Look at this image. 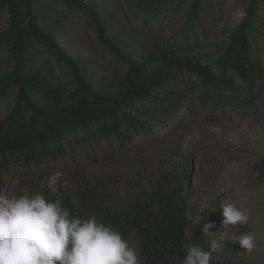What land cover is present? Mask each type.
I'll return each instance as SVG.
<instances>
[{"label":"rangeland","instance_id":"rangeland-1","mask_svg":"<svg viewBox=\"0 0 264 264\" xmlns=\"http://www.w3.org/2000/svg\"><path fill=\"white\" fill-rule=\"evenodd\" d=\"M84 1L98 8L112 28L116 42L137 63L177 49L184 43L192 0H176L171 11L143 20L137 16L131 0ZM249 1L208 0L210 6L189 41L194 54L203 51L212 54L213 59L221 57L233 31L246 15ZM44 5L53 16L49 28L54 31L56 40L80 63L83 74L93 86L121 77L125 68L106 52L84 17L70 15L62 4L46 2ZM5 29L6 20L2 19L0 34ZM252 46L264 75V12ZM36 52L37 67L66 94L74 92L76 86L72 77L56 58L40 47ZM201 61L206 63V60ZM10 66L6 49L1 47L0 76ZM174 76L170 88L184 92L181 105L159 111L153 119L141 117L138 125L145 127L125 129L121 142L116 136L109 139L98 136L95 143L79 148L73 157H69L67 150L68 153L58 159L57 166L52 159L28 169L11 161L0 168V195L12 197L25 192H42L53 199L60 198L63 206L76 215L83 208L93 210L97 203L102 204L101 207H106L107 203L129 207L139 195L155 199L163 187L162 194L168 198L164 201L184 206L186 213L201 216V221L214 222L215 226L209 231L217 234L225 231L223 210L219 205L231 203L249 219L247 224L231 226L228 235L247 233L254 238L255 248L248 253L239 242L228 240L222 251L212 254V259L221 261L234 256L232 264H264V88L252 105L217 103L219 96L203 103L199 100L197 83H191L197 81L195 78L185 72H175ZM256 88L252 89L254 94ZM16 94L14 89L0 93V123L12 110ZM58 170L63 173V180L57 185L58 192L52 194L47 189V180ZM63 181L68 183L67 190L61 187ZM187 186V197H180L179 189ZM204 201L217 211L201 212ZM124 224L120 220L119 228ZM125 239L136 248L142 263L141 238L137 232L129 230ZM201 248L209 250L207 237Z\"/></svg>","mask_w":264,"mask_h":264},{"label":"trees","instance_id":"trees-1","mask_svg":"<svg viewBox=\"0 0 264 264\" xmlns=\"http://www.w3.org/2000/svg\"><path fill=\"white\" fill-rule=\"evenodd\" d=\"M131 1L143 20L171 11L176 0ZM46 2L62 4L70 15L85 18L106 52L125 68L119 79L108 83L103 80L99 86H93L80 63L61 48L49 28L53 16L44 5ZM208 6V0H192L184 43L137 63L116 42L112 28L98 8L84 0H0V21L6 20L0 48L6 49L11 63L10 69L0 76V93L11 89L17 92L12 110L0 123V168L12 161L28 169L49 159L57 166L67 150L69 157H73L79 148L95 143L98 136L101 139L116 136L121 142L125 129L145 127L138 125L141 117L153 119L159 111L173 110L183 103L184 92L170 88L175 72H185L198 81L191 83H197L202 102L219 96L217 103L252 105L264 88L263 70L254 58L252 46L264 12V0L249 1L246 15L233 31L224 54L217 59L203 51L195 55L189 45ZM39 47L55 57L72 77L74 92L66 94L37 67ZM254 87H257L255 94ZM162 191L160 187L155 199L139 195L129 207H114L113 203L101 207L97 203L93 210L83 208L76 215L85 218L95 215L123 238L129 230H135L141 238V264H183L187 248L204 247L205 221L192 225L185 207L176 202L168 204ZM179 191L180 197H187L189 186ZM120 220L125 223L122 229ZM233 257L212 259L210 264H232Z\"/></svg>","mask_w":264,"mask_h":264},{"label":"clouds","instance_id":"clouds-1","mask_svg":"<svg viewBox=\"0 0 264 264\" xmlns=\"http://www.w3.org/2000/svg\"><path fill=\"white\" fill-rule=\"evenodd\" d=\"M62 180L61 171L51 174L47 180L49 193H57ZM61 187L67 190V181ZM219 208L223 210L225 231L210 232L214 222H204L203 235L210 248H187L183 264H210L212 254L222 251L228 240L239 242L248 253L254 250L251 235L229 236L227 232L231 226L247 224L248 215L231 203H221ZM200 211L217 210L204 201ZM188 220L192 225L201 224L199 215H189ZM0 264H141V260L136 248L120 232L98 221L95 215H74L58 197L25 192L12 197L0 195Z\"/></svg>","mask_w":264,"mask_h":264}]
</instances>
